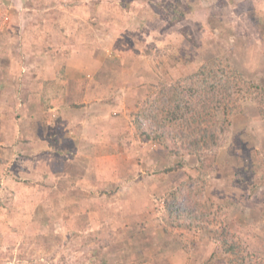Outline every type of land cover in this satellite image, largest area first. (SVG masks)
Returning <instances> with one entry per match:
<instances>
[{
    "label": "rangeland",
    "instance_id": "rangeland-1",
    "mask_svg": "<svg viewBox=\"0 0 264 264\" xmlns=\"http://www.w3.org/2000/svg\"><path fill=\"white\" fill-rule=\"evenodd\" d=\"M227 52L264 88V0H0V264H227L225 227L264 264V94L203 166L133 124L152 82ZM182 183L203 223L165 234L156 198Z\"/></svg>",
    "mask_w": 264,
    "mask_h": 264
},
{
    "label": "trees",
    "instance_id": "trees-1",
    "mask_svg": "<svg viewBox=\"0 0 264 264\" xmlns=\"http://www.w3.org/2000/svg\"><path fill=\"white\" fill-rule=\"evenodd\" d=\"M178 6L177 3L168 4L171 17L175 20L185 17V13ZM210 24L215 26L216 23L211 20ZM121 56L124 57L123 54ZM53 83L54 80H48L43 84V95ZM150 86L153 87L150 94L136 99L137 109L132 113L137 133L142 138L157 140L160 145L166 147L169 154L172 151L168 148V139H182L187 148L197 156L200 166L201 164L203 166L202 155L205 151L220 148L224 143L226 136L224 133L227 132L230 123L229 116L242 96L264 94V88L256 79L247 78L235 67L228 52L211 55L196 66L193 72L179 79L172 82L162 79L152 82ZM140 87L138 86L137 90ZM43 101L45 109L51 110L52 99L45 97ZM58 118L60 116H56V119ZM53 138L58 140V134L54 133ZM3 161L4 159L0 157V163ZM182 164L183 162L178 161L176 167H182ZM176 167L160 171L169 173L177 169ZM185 185L188 184L171 185L168 191L157 195L156 199L164 204L161 210L163 221L160 225L165 234L172 235V227L182 225L192 228L193 223L201 222L199 226L203 223L206 208L195 213L182 204L184 201L182 190ZM180 221L183 223L180 224ZM222 229L224 233H220L219 239L224 252L229 255L227 264H258L245 251L246 248L242 244L228 238L227 227ZM192 242L194 244L195 241Z\"/></svg>",
    "mask_w": 264,
    "mask_h": 264
},
{
    "label": "crops",
    "instance_id": "crops-1",
    "mask_svg": "<svg viewBox=\"0 0 264 264\" xmlns=\"http://www.w3.org/2000/svg\"><path fill=\"white\" fill-rule=\"evenodd\" d=\"M45 137H46V135H45ZM30 139H32V138H30Z\"/></svg>",
    "mask_w": 264,
    "mask_h": 264
}]
</instances>
